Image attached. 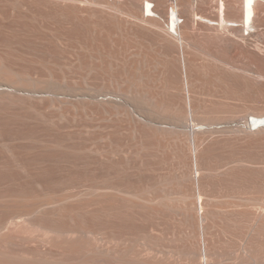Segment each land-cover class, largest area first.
Returning <instances> with one entry per match:
<instances>
[{
  "label": "bare ground",
  "instance_id": "1",
  "mask_svg": "<svg viewBox=\"0 0 264 264\" xmlns=\"http://www.w3.org/2000/svg\"><path fill=\"white\" fill-rule=\"evenodd\" d=\"M82 1L96 9H86L87 14L81 18L77 16L81 7L73 0L12 2L31 13L34 10L39 13L43 10L44 13L50 12L51 15L45 14L48 17L66 16L71 20H68L70 29L84 27L89 30L91 45L82 48L92 60L88 74L91 75L93 71L97 73L96 70H99L101 75H107L114 85L113 93L121 95L123 99L120 96L117 99L118 95L103 97V101H98L100 106L87 104L84 111L93 113L99 109L107 113L105 105L116 107L114 113L131 121L134 135L138 134L141 138L130 150L131 153L139 154L142 151L145 156H155V149L166 148L164 139L172 137L171 152L173 157L178 158V169L174 174L157 176L151 188L177 190L179 194V208L170 209L178 217L174 224L167 227V238L170 242L182 241L178 253L186 257L185 264H220L221 255L208 239V235L214 233L213 229L217 230L216 234L224 243L239 240V247L234 251L235 256H231L227 264H264V199H250V205L244 210L223 212L220 218L224 222L217 224L214 222L217 216L208 204L209 192L214 191L212 186L217 182L214 179H220L226 185L235 184L250 190L258 188L264 192V0L255 1L251 22L247 15L249 11H244V5L248 7L250 0H128L127 8L123 0ZM34 12L33 16L37 13ZM90 14L100 17L106 26L101 23L91 25ZM38 16L40 14L36 17ZM19 18L21 17L18 16L17 20H21ZM29 18L32 20L30 16ZM127 29L142 33L164 48L165 57L170 59L176 72L169 68L178 78L181 77V82L173 87V91L168 86V92L173 96L172 101H158L147 94L146 87L151 80L149 75L153 73L151 70L148 74L150 68L148 73L145 70L149 66L150 59L146 56L148 52L144 50L146 55L139 51L133 55L129 52L126 56L121 51L122 31L124 33ZM20 32L26 34L24 31ZM200 34L211 46L202 48L201 61L198 62L192 56V49L196 48L194 40ZM5 49L9 50L0 45V78L5 82L0 83V102H12L21 99L17 91L34 86L32 81L35 79L30 73L14 69L13 64L23 58L20 55H10L11 50L8 52ZM112 57L122 60L117 61L114 66L109 61ZM243 59L245 66H240L239 62ZM74 60L73 64L81 62L79 57ZM252 65L257 70L252 71L249 68ZM48 75L53 79L51 72ZM164 76L163 71L156 77V83L161 87L166 83ZM195 76L206 77L210 82L219 84L222 105L228 109L222 112H200L197 105L194 107L195 99L193 98V102L190 91L194 87ZM11 85H15L14 90L7 89ZM105 85L89 87L88 90L92 93L87 101L95 102L94 93L96 90L106 91ZM166 90L167 86H164L163 91ZM182 135L185 136L186 143L182 140ZM219 145L221 148L228 146L231 155H234L236 146L239 145L252 153L230 157L222 165L213 163L214 150ZM128 152L111 148L105 154L100 153L101 158L111 163L113 171L110 180L92 185L95 192L104 189L109 195H118L124 199L129 195H136L126 185L114 181L126 172L123 166L127 160L125 154ZM183 157L188 161L182 162L180 158ZM145 163L148 161L142 160V164ZM126 201L122 205L114 203L108 207L107 233L112 245L105 249L103 257L84 258L82 254L79 261L93 264H160L141 258L140 253L129 257L128 243L133 239L127 235L125 227L128 219L134 222L144 218L162 220L165 210L169 208L167 203L162 199L155 202L151 200L150 204L157 205L150 206L142 203V200ZM117 221L121 225L120 229L116 227ZM150 235H141L134 238V241L142 239L143 243H155L157 237ZM175 250H178L177 247H169L168 252L173 253ZM0 264H69V261L63 257L23 258L0 254Z\"/></svg>",
  "mask_w": 264,
  "mask_h": 264
},
{
  "label": "rangeland",
  "instance_id": "2",
  "mask_svg": "<svg viewBox=\"0 0 264 264\" xmlns=\"http://www.w3.org/2000/svg\"><path fill=\"white\" fill-rule=\"evenodd\" d=\"M12 1L0 0V30L3 28L2 33L0 31V45L8 48L5 49L8 52L11 50L10 55L23 58L13 64L14 69L30 73L35 79L32 81L35 85L17 91L21 99L0 102V254L23 258L63 257L69 264H93L81 262L78 258L82 254L84 258H101L105 249L112 245L107 233L106 214L111 204L122 205L129 199L142 200L146 205L156 206L150 203L162 199L169 207L162 220L144 218L135 222L130 219L126 221L125 230L133 239L128 243L129 257L140 253L141 258L151 262L185 264L186 257L178 253L182 241L170 242L167 238V227L174 224L178 217L172 210L180 206L177 200L179 194L177 190L151 188L157 176L174 174L178 169V158L173 157L171 152L172 137L164 139L166 148L155 149V156H145L142 151L139 154L131 153L130 150L141 138L138 134L134 135L131 121L114 113L116 107L105 105L107 113L99 109L93 113L84 111L87 104L100 106L98 101H103V97L118 95L113 93L114 85L107 75H101L99 70H96L97 73L93 71L95 75L88 74L92 60L82 48L91 45L89 30L84 27L70 29L71 24L68 22L71 20L68 17H48L50 12L44 13L43 10L40 13L34 10L37 13L33 11V16V12L26 11ZM73 1L81 7L77 13L79 18L87 14L86 9H96L82 0ZM125 1L124 6L127 8L129 2ZM46 13L48 15L45 16ZM18 16L21 20H17ZM89 20L91 25L101 23L106 26L96 15L90 14ZM9 28H14V33ZM122 34L121 51L126 56L129 52L132 55L137 51L143 55H146L145 51L148 52L146 56L150 59L149 66L145 70L147 72L150 68L147 73L150 74L152 70L155 74L151 72L149 75L153 81L148 82L147 94L158 101H172L168 86L173 91V87L181 82V77H177L170 59L165 57L164 48L137 31L127 29ZM198 36L194 38L196 48L192 49V56L200 62L202 48L211 45L201 34ZM76 56L81 62H74L75 68L73 61L77 60ZM119 60L122 59L112 57L109 61L115 66ZM155 60L160 62L155 63ZM78 65L80 67L77 68ZM239 65L245 66V60L240 61ZM249 68L257 70L254 65ZM163 71L166 83L161 87L156 79ZM50 72L53 79L49 78ZM199 77L195 76V84L190 91L191 98L195 99L194 107L197 105L200 112H222L228 109L222 105L219 84L210 82L206 77ZM0 83H5L2 78ZM102 85L106 86V91L96 90L95 102L89 103L87 100L92 91L88 88ZM14 86L7 89L14 90ZM164 86H167L166 91H163ZM119 96L122 98L118 95L117 99ZM248 119L252 121L251 117ZM181 138L186 143L185 136ZM236 147L234 155H231L228 146H216L212 162L222 165L230 157L252 153L240 145ZM111 148L129 151L125 154L127 160L123 166L126 172L114 181L126 185L136 195L124 199L118 195L111 196L104 189L95 192L91 188L97 182L103 184L110 180L113 171L111 163L101 158L100 153L105 154ZM142 160L148 163L142 164ZM180 160L188 161L184 157ZM214 180L217 182L212 186L214 191L209 192L208 204L217 216L214 218L216 224L224 222L220 218L223 212L244 210L250 205V199H264V192L258 188L250 190L235 184L226 185L220 179ZM120 226L117 221L116 227L120 229ZM216 231L213 229L214 233L209 235L214 238L208 235V239L221 255L220 264H227L231 256H235L239 240L224 243ZM145 234H151L158 240L155 243H143L142 239L134 241V238ZM169 247H177L178 250L171 253L168 252Z\"/></svg>",
  "mask_w": 264,
  "mask_h": 264
}]
</instances>
